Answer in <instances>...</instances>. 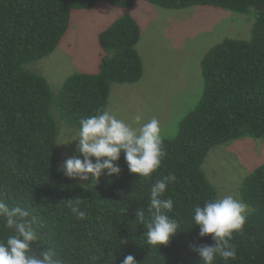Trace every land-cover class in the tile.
I'll list each match as a JSON object with an SVG mask.
<instances>
[{
	"label": "trees",
	"instance_id": "1",
	"mask_svg": "<svg viewBox=\"0 0 264 264\" xmlns=\"http://www.w3.org/2000/svg\"><path fill=\"white\" fill-rule=\"evenodd\" d=\"M140 1L167 10L255 11L252 37L226 38L205 54L202 98L177 134L164 139L166 156L152 177L131 174L122 152L119 176L105 175L84 189L58 171L55 111L78 129L81 118L108 108L115 85L139 83L145 75L138 49L141 25L127 13L101 32L98 71L73 74L58 96L26 66L57 50L74 11H92L99 3L131 10ZM244 138L264 140V0H0V197L35 218L43 237V248L34 246L36 252L51 249L59 264H122L126 255L137 264H201L191 246L213 241L200 237L192 214L218 196L203 166L215 147ZM170 172L178 179L163 198L174 200L168 215L180 223L181 232L169 245L151 247L136 209H145L148 219L151 185ZM76 197L83 200L84 220L66 206ZM242 198L253 212L243 232L234 235L237 258L229 264H264V164L244 180ZM7 231L0 226V239ZM216 264L225 262L217 258Z\"/></svg>",
	"mask_w": 264,
	"mask_h": 264
},
{
	"label": "rangeland",
	"instance_id": "2",
	"mask_svg": "<svg viewBox=\"0 0 264 264\" xmlns=\"http://www.w3.org/2000/svg\"><path fill=\"white\" fill-rule=\"evenodd\" d=\"M127 13L141 25L138 49L145 75L137 84L115 85L107 109L128 122L137 113L145 121L155 117L160 122L163 139L171 138L202 98L201 64L205 54L226 38L249 40L256 12L240 14L209 7L167 10L143 1L127 10L99 3L92 11H74L70 28L57 50L26 68L43 76L58 96L73 74L98 71L103 54L99 35ZM55 118L59 127L60 165L70 157L83 159L77 152V142L71 143L78 129L67 126L56 111ZM262 164L264 140L244 138L215 147L203 169L218 196L234 194L243 201L244 180ZM249 210L248 215L253 212L251 207Z\"/></svg>",
	"mask_w": 264,
	"mask_h": 264
},
{
	"label": "clouds",
	"instance_id": "3",
	"mask_svg": "<svg viewBox=\"0 0 264 264\" xmlns=\"http://www.w3.org/2000/svg\"><path fill=\"white\" fill-rule=\"evenodd\" d=\"M73 142H77V152L83 159L80 156L67 158L58 171L69 179L91 181L90 185H80L84 189L97 185L105 175L119 176L118 161L122 152L129 172L142 178L152 177L166 156L159 120L153 117L145 121L141 113L128 122L110 109H101L79 120ZM177 179V175L170 172L151 185L147 220L145 209H136V221L146 229L143 239L151 247L167 246L181 232L180 223L168 215L174 208V200L163 198L169 185ZM82 202L79 197L65 202L77 220L86 219V213L80 207ZM249 211L248 205L234 194L214 196L194 208L192 222L199 228L200 237H211L213 241L212 244L191 246L201 264H216L217 258L229 264L237 258L232 240L236 233L243 232ZM0 226L8 230L5 238L0 239V264H59L51 249L34 250V246L43 248V237L35 218L25 208L9 206L2 197ZM124 243L126 241L121 238V244ZM122 264H137V261L132 255H126Z\"/></svg>",
	"mask_w": 264,
	"mask_h": 264
}]
</instances>
